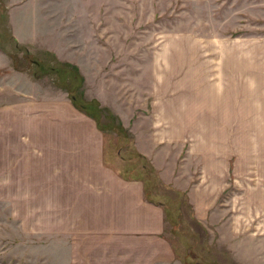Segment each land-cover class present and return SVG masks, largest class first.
I'll list each match as a JSON object with an SVG mask.
<instances>
[{
  "label": "rangeland",
  "instance_id": "rangeland-1",
  "mask_svg": "<svg viewBox=\"0 0 264 264\" xmlns=\"http://www.w3.org/2000/svg\"><path fill=\"white\" fill-rule=\"evenodd\" d=\"M262 35L264 0H0V181L7 177L36 184L35 193L29 192L35 195L34 203L0 200V264L59 262L60 251L47 250V244L61 241L62 235L47 232V226L60 224V219L47 217V207L59 212L65 205L55 193L48 195L56 201L41 200L47 192V171L40 169L43 163L29 164L26 146L12 133L18 122L7 121L8 107L27 97L60 96L95 122L102 137L103 163L117 173L123 171L126 179L144 178L150 197L163 203L166 238L181 264H244L236 259L239 255L252 264L256 255L241 248L240 239L244 236V246L264 241L263 122L254 175L260 178L262 197L256 192L254 204L245 197L230 201L238 190L231 184L229 169L228 216L220 229L229 234L228 246L234 249L216 242L211 226L193 216L182 193L158 184L147 163L135 154L129 125L141 120L142 129H147L156 122L149 118L154 92L163 105L162 119H168L160 121L161 132L171 133V56L172 49L182 45L179 40H195L194 55L215 50L212 39ZM253 60L262 62L251 98L264 120V57ZM218 61L207 58L211 71ZM240 92L239 97L238 88H223L229 108L247 98L245 91ZM142 164L147 167L142 169ZM1 190L2 185L0 194ZM231 227L252 234L236 236Z\"/></svg>",
  "mask_w": 264,
  "mask_h": 264
},
{
  "label": "crops",
  "instance_id": "crops-1",
  "mask_svg": "<svg viewBox=\"0 0 264 264\" xmlns=\"http://www.w3.org/2000/svg\"><path fill=\"white\" fill-rule=\"evenodd\" d=\"M253 37L212 39L215 50H198L194 55L192 39L179 40L182 45L172 49L171 56V133L161 132L160 121L168 119H162L163 105L154 92L149 118L156 122L149 121L147 129H142L141 120L129 125L134 151L147 159L161 184L185 196L193 216L212 228L216 242L226 249H234L228 246L229 234L220 229L228 216L229 169L234 177L231 184L238 190L230 201L245 197L254 204L256 192L262 197L260 178L254 175L264 120L251 92L257 87L262 62L253 59L264 57V35ZM211 56L219 59L212 65L214 71L206 63ZM228 85L238 88L239 97L240 91L247 93L230 108L223 93ZM25 100L8 107L7 123L18 122L12 133L26 146L29 164L43 163L40 169L47 171V192L41 200L65 205L59 212L47 207V217L60 219V224L47 226V232L62 235L61 241L47 244V250L60 251L56 263L181 264L166 238L163 206L144 198L140 180L121 177L103 163L102 137L92 118L63 96ZM249 172L252 176H240ZM0 185L2 202L36 201L29 193H35L36 184L30 180L1 177ZM52 193L60 197L49 198ZM231 229L236 236L252 234ZM243 238L241 248L256 255L252 264H264V241L244 246ZM236 259L249 263L240 255Z\"/></svg>",
  "mask_w": 264,
  "mask_h": 264
},
{
  "label": "trees",
  "instance_id": "trees-1",
  "mask_svg": "<svg viewBox=\"0 0 264 264\" xmlns=\"http://www.w3.org/2000/svg\"><path fill=\"white\" fill-rule=\"evenodd\" d=\"M135 154H136V156H137V158L139 159V160H141V161H143L144 163H147V165H148V169L153 173V174H155V179H156V181L158 182V184H160V185H163V184H161V182H160V180L158 179V176H157V173H156V171H155V169L151 166V164L145 159V157H143L141 154H138V153H136L135 152ZM147 165L146 164H142V169H145L146 167H147ZM122 173H124L123 171H118V174L121 176V177H126L124 174H122ZM140 177V176H139ZM138 177V178H139ZM139 179H142L141 180V182H142V185H143V192H144V196H145V198H146V200H148L149 202H152V203H155V204H160L161 206H163V210H164V205H163V203L161 202V201H158V200H155L153 197H152V195H151V197H150V194H148V193H150L149 192V189H148V186L146 185V183H145V179L144 178H142V177H140ZM148 181V180H147ZM163 186H166V185H163ZM147 194H148V196H147ZM164 213H165V210H164Z\"/></svg>",
  "mask_w": 264,
  "mask_h": 264
}]
</instances>
